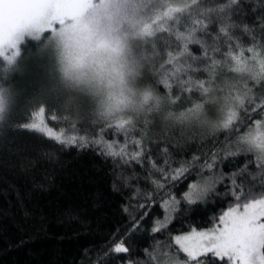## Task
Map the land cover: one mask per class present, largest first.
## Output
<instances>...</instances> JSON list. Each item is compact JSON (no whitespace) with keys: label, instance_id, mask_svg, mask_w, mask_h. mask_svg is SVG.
Here are the masks:
<instances>
[{"label":"snow or ice","instance_id":"1","mask_svg":"<svg viewBox=\"0 0 264 264\" xmlns=\"http://www.w3.org/2000/svg\"><path fill=\"white\" fill-rule=\"evenodd\" d=\"M83 7L84 0H0V83L16 74L21 35L31 24L62 23ZM164 16L172 24L160 26L168 39L154 67L158 95L144 93L154 111L143 122L81 129L43 103L8 109L0 87V158L11 155L10 134L21 130L54 149H37L19 164L29 187L16 191L9 219L29 239L45 233L29 196L34 201L54 186L58 152L90 150L119 197V220L104 243L83 247L73 264H264V0H186ZM194 121L209 131L186 133L183 126ZM52 123L66 127L57 131ZM217 202L227 206L211 227L172 234L178 217Z\"/></svg>","mask_w":264,"mask_h":264},{"label":"trees","instance_id":"2","mask_svg":"<svg viewBox=\"0 0 264 264\" xmlns=\"http://www.w3.org/2000/svg\"><path fill=\"white\" fill-rule=\"evenodd\" d=\"M155 1L129 2L130 6L137 7L136 18L139 20L134 26H131L132 22L128 25L136 35L152 32L150 40L156 50L148 53L150 63H147L146 70L142 73L136 72L133 64L129 67L132 71L130 90L143 98L146 91H150L153 96L158 95L153 80L154 67L159 63L158 49L164 47V42L168 39L166 34L161 33L160 26L165 22L172 24L164 16L168 10L166 1L161 0L164 9L162 5L155 4ZM176 1L175 7L183 6L186 2ZM145 10L152 12L151 18L156 22L142 20ZM133 21L136 22L135 16ZM47 38L48 33H45L39 40L26 39L23 42V55L19 58L23 66L21 72L15 75V84L19 83L20 86L15 89L13 110L27 111L30 106L43 103L57 116L76 123L81 129L90 130L107 127L117 121L143 122L149 118V111H154L153 100L147 101V105L140 111L127 109L118 114H109L103 120L95 115L94 102L86 92L73 94L59 84L57 88L51 89L55 81L56 84L59 82L60 63L57 49L53 45H47ZM222 95L223 93L220 94L221 97ZM180 110L176 109L177 112ZM159 119L158 116L157 120ZM51 126L57 131L66 127L63 123H52ZM180 130V126L174 129L176 132ZM183 130L192 135L209 131L195 125H184ZM10 140L5 151L11 155L0 158V264H73L83 247L104 243L108 234L118 226L119 197L111 191L105 165L90 150L66 148L57 153L60 163L54 169V186L45 193L34 194V201L32 195L29 196V203H34V207L45 219L46 231L31 239L18 231L9 217L17 212L16 191L24 193L29 187L19 164L25 156H34L37 149H54L49 147L51 141L44 140L33 132H13ZM226 206L227 203L217 202L213 206L199 208L178 217L171 225L172 234L188 231L193 226L199 229L211 227L214 215ZM66 209H71V216L67 215ZM152 215L162 218V211L155 209ZM144 227L150 228V222ZM21 239L26 241L22 245L19 243Z\"/></svg>","mask_w":264,"mask_h":264},{"label":"rangeland","instance_id":"3","mask_svg":"<svg viewBox=\"0 0 264 264\" xmlns=\"http://www.w3.org/2000/svg\"><path fill=\"white\" fill-rule=\"evenodd\" d=\"M165 1L167 9L177 5L176 0ZM114 2L121 7L115 19L107 23L94 20L96 6L101 0H84V7L75 18H67L62 23L42 18L31 24L21 35L23 43L26 39L39 40L48 33L47 45L57 49L60 63L59 82L56 84L53 79L55 84L51 85V89L57 88L59 84L73 94L86 92L94 102L95 115L103 120L109 114H118L127 109L140 111L147 105L141 95L130 90L132 71L129 67L133 64L136 72L142 73L147 63H150L148 53L156 51L150 35H136L131 27L139 20L136 18L137 7L130 6L132 0ZM155 4L165 8L161 0H156ZM151 17L152 12L145 10L142 20L156 22ZM50 23L53 25L51 28ZM130 23L131 26L128 25ZM22 66L19 60L16 74L21 72ZM16 74L7 83H0V87L7 89L5 96L8 109L15 106V89L20 86L19 83L15 84ZM44 99L47 100V97L44 96ZM214 116L215 112L208 119L212 120ZM194 125L201 127L195 121L191 126Z\"/></svg>","mask_w":264,"mask_h":264},{"label":"clouds","instance_id":"4","mask_svg":"<svg viewBox=\"0 0 264 264\" xmlns=\"http://www.w3.org/2000/svg\"><path fill=\"white\" fill-rule=\"evenodd\" d=\"M97 14L94 20L97 23H107L115 19L119 13L120 5L115 3L114 0H101L97 6Z\"/></svg>","mask_w":264,"mask_h":264}]
</instances>
